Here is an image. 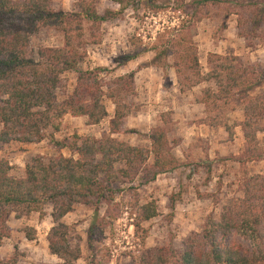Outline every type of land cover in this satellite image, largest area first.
<instances>
[{
  "label": "trees",
  "instance_id": "1",
  "mask_svg": "<svg viewBox=\"0 0 264 264\" xmlns=\"http://www.w3.org/2000/svg\"><path fill=\"white\" fill-rule=\"evenodd\" d=\"M98 0H76L75 12L66 13L53 7V0H0V147L12 142L23 144L40 143L49 137L60 154L49 160L35 157L26 166L22 178L11 175L9 162L0 160V238L10 237L8 222L13 214L30 216L44 214L51 206L54 226L47 241L51 255L65 264H77L82 258L79 248L68 240V227L62 220L81 205L94 210V219L89 229V244L96 232L103 233L105 219H117L118 194L140 182L146 185L159 175L172 173L179 168L172 153L169 134L172 130V113L160 116L161 124L148 135L150 149L131 146L113 137L126 131L125 121L132 108L124 104L125 93H133V75L118 79V89L107 94L103 91L99 76L107 69L79 71L84 62V24H101L112 20L132 7L158 12L170 8V0H113L120 10L99 15ZM221 4L243 6L236 0H185L176 2L175 11L185 14L186 21L158 35L150 48L136 51L122 59L119 67L153 52L151 66L168 75L174 71L181 93L208 84L198 104L204 107L205 117L197 125L210 129H223L231 139L236 128L244 135V149L234 162L245 165L264 160V145L258 139L264 133V69L245 64L237 56L211 54L207 60L208 73L201 67L195 43L196 27L202 21V12L207 6ZM250 19L246 18L248 34L254 39L264 21V0H246ZM231 14V13H230ZM243 16L241 15V18ZM43 29H53L63 36L59 48L39 51V61L28 53L30 39ZM245 40L248 37L240 34ZM93 45L100 40L94 39ZM140 45H139V44ZM133 47H143L140 38L131 40ZM76 73L77 85L70 96L59 101L57 90L61 77ZM115 104L114 117L110 121V133L101 139L82 138L57 141L63 119L87 118L89 126L99 125L108 117L105 98ZM243 113V121L230 124L231 116ZM68 150L70 157L61 152ZM153 163H150V160ZM242 198L235 199L223 209L220 221L209 218L197 238L173 249H155L138 264H264V175L246 176L241 183ZM106 206L105 216L100 220L101 207ZM135 228L158 216L155 202L135 207ZM100 221V228L97 226ZM98 229V230H97ZM97 230V231H96ZM236 235L249 246L231 241ZM28 240H35L28 234ZM230 238V239H229ZM10 264V263H9ZM15 264V263H14ZM88 264H96L89 262Z\"/></svg>",
  "mask_w": 264,
  "mask_h": 264
},
{
  "label": "rangeland",
  "instance_id": "2",
  "mask_svg": "<svg viewBox=\"0 0 264 264\" xmlns=\"http://www.w3.org/2000/svg\"><path fill=\"white\" fill-rule=\"evenodd\" d=\"M177 1L170 0V8L158 12L134 6L100 26L89 22L84 24L87 55L78 66L79 71L107 69V73L99 76L103 91L107 94L118 89L120 77L134 76L133 93H125L123 99L124 104L132 108L131 115L125 121L127 132L113 137L149 150V133L161 124L162 114L171 112L173 125L168 138L179 168L172 173L159 175L149 184L140 185L137 182L132 185L135 188L133 191H129V185L119 184V188L127 190L116 197V204L119 205L117 219H105L103 233L96 232L92 245L89 244V229L94 210L76 206L62 223L68 227V240L72 247L81 250L82 258L77 264H138L141 258L147 257L149 251L155 249L180 251L190 238H197L201 234L209 218L219 222L229 202L242 198L241 183L246 176L264 175V161L245 165L234 162L233 158L242 153L245 143L239 128L231 139L223 129L196 124L205 117L204 107L198 104V100L203 90L212 86L204 84L181 93L174 71L166 75L161 69L151 66L155 56L153 52L126 66H118L122 59L134 55L136 51L152 47L158 35L165 30L186 21L185 14L175 11ZM236 1L243 6H207L203 9L202 21L195 25L194 40L205 74L208 73L207 60L211 54L237 56L245 64L264 69V21L261 32L252 39L246 29V21L251 18L250 9L246 0ZM75 3L76 0H53V7L73 13ZM96 8L101 16H105L107 11L116 13L120 10L113 0H98ZM241 33L249 40H245ZM133 37L140 38L143 47H133ZM94 39H99L100 44L93 45ZM62 45L63 36L58 31L43 29L31 37L28 53L31 59L38 62L41 49L59 48ZM77 77L78 74L74 72L61 77L56 94L60 102L72 94ZM104 104L108 117L99 125L89 126L87 118L68 115L63 119L62 129L55 139L62 141L75 135L101 139L104 134L110 133V121L116 107L107 97ZM230 119L231 125L239 123L243 121V113L237 112ZM258 139L264 145V133H259ZM59 154L49 137L40 143L12 142L0 147V160L10 163L14 178L24 177L26 166L33 158L42 156L49 160ZM61 154L67 158L71 156L68 150H63ZM150 163H153L152 159ZM151 202L156 203L158 216L135 228L136 205L142 207ZM105 212L106 206L103 205L100 220ZM52 213V207L47 206L43 215L32 213L19 217L13 214L8 222L10 237L0 238V264H65L49 252L47 236L54 226ZM100 224L98 221L97 226ZM28 234L35 240L29 241ZM231 241L249 246L248 242L236 235L231 236Z\"/></svg>",
  "mask_w": 264,
  "mask_h": 264
},
{
  "label": "crops",
  "instance_id": "3",
  "mask_svg": "<svg viewBox=\"0 0 264 264\" xmlns=\"http://www.w3.org/2000/svg\"><path fill=\"white\" fill-rule=\"evenodd\" d=\"M236 129H238V128H236ZM240 129V128H239ZM241 130V129H240ZM264 161V160H263ZM261 162V161H260Z\"/></svg>",
  "mask_w": 264,
  "mask_h": 264
}]
</instances>
